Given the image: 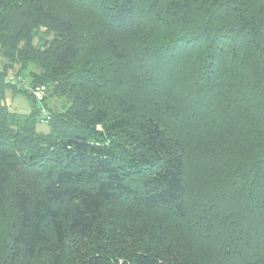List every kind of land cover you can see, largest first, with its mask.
Returning a JSON list of instances; mask_svg holds the SVG:
<instances>
[{"label": "trees", "instance_id": "1", "mask_svg": "<svg viewBox=\"0 0 264 264\" xmlns=\"http://www.w3.org/2000/svg\"><path fill=\"white\" fill-rule=\"evenodd\" d=\"M56 1L0 0V264H264V0Z\"/></svg>", "mask_w": 264, "mask_h": 264}, {"label": "rangeland", "instance_id": "2", "mask_svg": "<svg viewBox=\"0 0 264 264\" xmlns=\"http://www.w3.org/2000/svg\"><path fill=\"white\" fill-rule=\"evenodd\" d=\"M57 4L62 7V5H64L66 2L62 1V0H57L56 1ZM154 32H151L147 35V38L153 34ZM140 38V37H144L142 33L137 35H131V33L129 31H123L121 33H119L117 35V39L118 41L124 43L125 45H127L129 43L130 40L134 39V38ZM160 41H162L163 39H159ZM150 44H152V41L150 40ZM0 64H1V58H0ZM9 72H14V71H9ZM180 73H177V75L179 76ZM180 76L182 78H185V76H183V74H180ZM26 80L24 81V83H22L20 86L21 88L25 89L28 85L29 82V77L27 75H25ZM27 89V88H26ZM29 93V91H28ZM46 88L44 90V95H46ZM54 99V100H53ZM3 102H5L10 109L16 110L18 112H22V109H28L30 107V104L28 106V98L23 94V93H17L15 94L13 97H10L8 94L5 95L4 99L2 100ZM51 103H49V105L54 106V107H60V103L61 100L58 98H52L50 99ZM191 127H188L187 129L184 127L185 130H187L185 132V134H188L192 137L186 136L184 134H181V137L184 139V146L187 150L191 151L192 153V146L195 144L197 146H199L200 141H201V134H198L196 130H198L200 127V124H196V125H190ZM197 126V127H196ZM196 127V128H194ZM42 128L46 129L47 125L45 123H38L37 125V129L38 130H42ZM177 132L178 133H182V128L181 127H177ZM194 136V137H193ZM202 143H206L205 139L203 138V142ZM236 145H239V147H235L233 145L229 146L226 150L225 154H230L232 153L234 155V157L236 155H238V157H246L248 156L250 153H252L253 151H255V143H252L249 140L243 139L242 141H240L239 144L236 143ZM201 147V146H200ZM235 152V153H233ZM190 153V154H191ZM198 155L203 157V154H201L200 152L198 153ZM192 158V157H191ZM196 162H193V164L191 165V167L189 168L188 172H189V182L192 185H198L200 182L207 180L210 177V174L213 172L212 169H210L209 171H207V176L205 178H203L202 180L198 181V177L200 175V170L202 168V164L198 163V167H195ZM2 238H3V223H2V218L0 217V247L2 244ZM4 244V243H3ZM3 247V245H2ZM34 263L35 264H45V259L44 256L39 254L38 256H36L34 258Z\"/></svg>", "mask_w": 264, "mask_h": 264}, {"label": "built area", "instance_id": "3", "mask_svg": "<svg viewBox=\"0 0 264 264\" xmlns=\"http://www.w3.org/2000/svg\"><path fill=\"white\" fill-rule=\"evenodd\" d=\"M25 79L20 75V74H16L14 72H8L5 76H4V83H24ZM33 97H35V99L37 101H41L43 99L44 96V87L43 86H35L32 88L31 90ZM41 112L45 115L46 112L44 109L41 110Z\"/></svg>", "mask_w": 264, "mask_h": 264}, {"label": "crops", "instance_id": "4", "mask_svg": "<svg viewBox=\"0 0 264 264\" xmlns=\"http://www.w3.org/2000/svg\"><path fill=\"white\" fill-rule=\"evenodd\" d=\"M6 94H8L10 97H13V96H14V95H12L11 92H9V91H6L5 95H6ZM27 103H28V106H29L30 103H29V102H27ZM22 111L25 112V113H28V112L30 111V107H29L28 109H22ZM42 130L46 131L47 128H46V129L42 128Z\"/></svg>", "mask_w": 264, "mask_h": 264}]
</instances>
